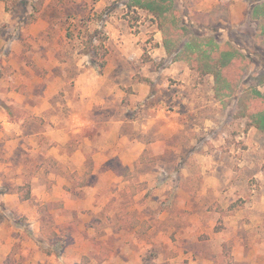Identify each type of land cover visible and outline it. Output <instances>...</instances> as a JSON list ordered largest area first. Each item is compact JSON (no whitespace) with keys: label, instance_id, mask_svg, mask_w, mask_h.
I'll return each instance as SVG.
<instances>
[{"label":"rangeland","instance_id":"1","mask_svg":"<svg viewBox=\"0 0 264 264\" xmlns=\"http://www.w3.org/2000/svg\"><path fill=\"white\" fill-rule=\"evenodd\" d=\"M169 1L0 0V264H264V0Z\"/></svg>","mask_w":264,"mask_h":264},{"label":"trees","instance_id":"2","mask_svg":"<svg viewBox=\"0 0 264 264\" xmlns=\"http://www.w3.org/2000/svg\"><path fill=\"white\" fill-rule=\"evenodd\" d=\"M136 5L147 10L149 13H152L159 20H165L168 18V11L170 10V1L169 0H136ZM97 33V32H95ZM91 38L95 36L90 34ZM104 40V38H101ZM99 46H102L99 43L93 49V54H97V49ZM187 48H191L190 54L186 52L184 49L182 53H186L188 55L195 56V62L199 61L198 64H195L193 67L198 71L201 75H205L207 73L213 74L215 76V88L216 93L219 96L226 95L225 91L229 90L230 87L228 83H226V79L223 77V70L229 66L232 61L236 59L244 58L242 54L238 53L234 48L230 46H220L214 42V40H205V39H197L191 40L188 39L185 44ZM93 47V46H92ZM181 52V51H180ZM104 61L100 62L99 68H103ZM231 90H229L230 92ZM255 97L259 99H264V95L254 94ZM250 97V94L247 92H243L239 104L243 106V103L247 101ZM242 115L247 116L249 119L248 126L255 125L264 131V109H255L247 106H243ZM18 195L20 200L27 201L30 199L29 193V184L25 183L18 187Z\"/></svg>","mask_w":264,"mask_h":264}]
</instances>
